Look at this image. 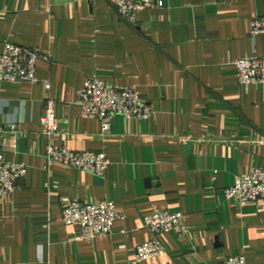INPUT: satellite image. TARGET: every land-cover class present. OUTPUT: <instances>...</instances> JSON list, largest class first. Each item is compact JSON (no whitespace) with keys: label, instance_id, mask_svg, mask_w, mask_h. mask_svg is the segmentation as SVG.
<instances>
[{"label":"crops","instance_id":"0c3cea01","mask_svg":"<svg viewBox=\"0 0 264 264\" xmlns=\"http://www.w3.org/2000/svg\"><path fill=\"white\" fill-rule=\"evenodd\" d=\"M164 2L132 22L109 0H0V52L10 42L50 57L37 61L36 83L0 80V154L26 168L0 194V264H264V202L239 205L224 191L264 167V82L241 85L236 65L264 59V34H250L264 0ZM89 76L136 87L153 114L116 116L104 135L78 102ZM48 98L60 123L52 137L41 126ZM49 144L102 150L110 164L94 174L48 163ZM102 200L125 218L109 235L78 238L64 206ZM159 209L182 211L184 230L161 233L165 253L137 261L153 238L144 216Z\"/></svg>","mask_w":264,"mask_h":264},{"label":"built area","instance_id":"2783aa9c","mask_svg":"<svg viewBox=\"0 0 264 264\" xmlns=\"http://www.w3.org/2000/svg\"><path fill=\"white\" fill-rule=\"evenodd\" d=\"M121 17L136 21L138 13L161 8L164 0H109ZM252 36L264 34V15L255 16L250 22ZM39 59L46 61L50 57L39 48L5 42L0 52V80L9 82H38L36 66ZM237 77L244 86L264 82V59L260 56L240 58L237 63ZM46 87L49 89L50 84ZM78 102L82 114L88 118H97L102 124V133L108 134L116 116L126 119L149 118L153 114L150 101L139 94L136 87H118L97 76H89L78 91ZM41 126L49 137L60 132V123L55 111V101L47 99L45 114ZM48 163H61L94 174H103L110 164L106 152L102 150L76 151L69 146L49 144L45 152ZM26 175L25 165L9 162L0 154V194H13L19 187V180ZM225 194L239 205L259 201L264 202V167L254 168L249 174L235 178L232 186L225 188ZM125 218L118 212L110 200L92 202L71 201L63 208L62 220L68 225H77L78 238L92 240L99 235L111 234L115 222ZM184 213L159 209L144 216L145 227L153 233V238L139 244L136 248V260L151 259L165 253V247L159 235L169 231H183ZM219 264H247L245 256H231Z\"/></svg>","mask_w":264,"mask_h":264}]
</instances>
